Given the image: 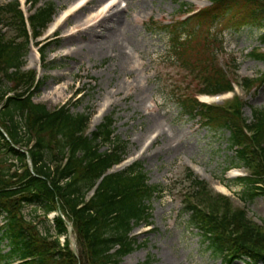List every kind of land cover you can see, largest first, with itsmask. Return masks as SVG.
I'll list each match as a JSON object with an SVG mask.
<instances>
[{
	"label": "trees",
	"instance_id": "16d2710c",
	"mask_svg": "<svg viewBox=\"0 0 264 264\" xmlns=\"http://www.w3.org/2000/svg\"><path fill=\"white\" fill-rule=\"evenodd\" d=\"M29 1L36 6L39 0ZM208 1L209 7L170 25L159 23L158 29L169 34L172 56L201 82L199 91L216 93L231 89L232 82L216 59L211 28L224 16L231 26L264 23V0ZM52 13L47 5L29 14L32 35H39ZM28 43L18 1L0 3V264H121L134 250L129 233L149 222V202L161 188L147 182L140 162L108 173L125 154V143L113 136L111 115L89 132V114L71 112L66 105L49 109L32 99L40 81L34 69L21 68ZM251 55L264 62V52ZM259 78L264 79V72ZM243 80L246 88L255 81ZM177 103L184 114H199L205 125L228 131L235 165L250 171L237 179L242 198H264V107L252 108L247 121L246 101L239 96L225 105H205L184 94L177 96ZM102 145L108 148L100 150ZM187 178L191 184L183 211L212 255L223 264L235 259L264 264V219L262 225L252 221L245 208L212 194L191 171ZM26 205L33 206L35 217L40 210L46 221L49 213L61 212L52 218L55 233L49 228L42 232L34 218H25ZM66 220L74 229L77 255L67 239Z\"/></svg>",
	"mask_w": 264,
	"mask_h": 264
},
{
	"label": "rangeland",
	"instance_id": "374dc122",
	"mask_svg": "<svg viewBox=\"0 0 264 264\" xmlns=\"http://www.w3.org/2000/svg\"><path fill=\"white\" fill-rule=\"evenodd\" d=\"M23 1L22 8L27 12L29 4ZM77 1L39 0L38 5L50 6L55 19ZM106 1L87 0L70 17L53 28L50 24V29L40 37L48 36L45 41H49L41 56L36 53L37 46L28 44L24 68L34 69L40 81L32 99L45 103L49 109L65 103L71 112L89 114V132L111 115L113 136L125 143L126 156L125 162L113 170L138 161L147 174V182L160 186L162 193L149 202V222L133 228L130 235L135 239V249L122 257L121 264H223L219 256L212 255L202 234L188 224V214L183 211L181 201L191 184L188 171L205 180L212 194L229 195L234 206L244 207L248 217L258 224L264 219V198H242L243 186L235 177L246 174L247 168L235 165L234 151L228 146V131L205 125L199 114L183 113L177 96L196 94L201 99L197 93L201 82L172 56L169 34L158 29L159 23L170 25L181 21L209 3L205 0H113L114 8L121 11V21L114 27L118 32L117 43L109 46L103 38L99 50L87 52L84 39L109 21L108 12L112 10L107 8V11L106 5L103 6ZM224 17L210 30L215 37L213 48L228 77L242 83L234 84L233 91L246 101L243 112L250 121L251 109L264 107V79L259 78L264 72V62L251 55L253 51H264V23L231 26ZM81 18H88V23L96 26L87 29L89 24L81 25ZM54 30L57 36L53 40ZM122 55L125 58L121 63ZM245 78L255 81L246 88ZM228 97L231 94L221 97L217 104L225 105L222 100ZM101 109L105 111L96 119ZM153 134L157 135L153 137ZM150 136L152 143L143 145ZM107 148L108 145H102L100 150ZM32 208V205L23 208L25 218H34L40 231L49 228L54 234L51 223L54 213H49L46 221L40 210L35 217ZM231 264L245 262L236 259Z\"/></svg>",
	"mask_w": 264,
	"mask_h": 264
},
{
	"label": "bare ground",
	"instance_id": "6f19581e",
	"mask_svg": "<svg viewBox=\"0 0 264 264\" xmlns=\"http://www.w3.org/2000/svg\"><path fill=\"white\" fill-rule=\"evenodd\" d=\"M112 7L110 8V10H112V12H108V16L109 17V21L105 22L102 29L98 30V31H94L91 34H89L88 38L84 39L86 46H87V52H95L97 50H99L101 48V41L104 38V42L108 43L109 46H113L115 45L117 42V36H118V32L115 31V25L119 23L120 20V10L117 8H114L115 4L112 3L111 5ZM71 12V11H70ZM67 14H69V11L66 10V12H63L60 14V17L57 18L55 21L56 23H54V25L58 24L57 22H60L62 18H64ZM78 16V14L76 15ZM104 18L106 17V15L103 16ZM102 17V19H104ZM89 19H80L81 25H88ZM96 26V25H94ZM94 26L92 27V25L89 24V26H87L89 30H91L92 28H94ZM72 33L67 34V36H70ZM66 36V37H67ZM66 39V38H65ZM122 60L120 61L121 63L124 61V56H121ZM105 111V109H101L96 117V119H98L99 116H101V114ZM150 138L146 139L145 141H143V145L148 144L150 145L151 141H149Z\"/></svg>",
	"mask_w": 264,
	"mask_h": 264
},
{
	"label": "water",
	"instance_id": "95a60500",
	"mask_svg": "<svg viewBox=\"0 0 264 264\" xmlns=\"http://www.w3.org/2000/svg\"><path fill=\"white\" fill-rule=\"evenodd\" d=\"M28 165H29L30 167H32V166H31V162H30L29 159H28ZM68 229H69V240H70V244H71V249H72V251H74V252L76 253L77 251H76V248H75V240L71 237V233H72V226H71V223L68 224Z\"/></svg>",
	"mask_w": 264,
	"mask_h": 264
}]
</instances>
